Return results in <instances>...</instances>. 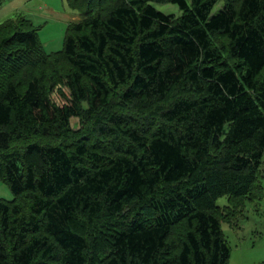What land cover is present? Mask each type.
<instances>
[{
    "label": "trees",
    "instance_id": "trees-1",
    "mask_svg": "<svg viewBox=\"0 0 264 264\" xmlns=\"http://www.w3.org/2000/svg\"><path fill=\"white\" fill-rule=\"evenodd\" d=\"M152 1L67 0L50 54L0 23V264H228L221 223L264 201V0Z\"/></svg>",
    "mask_w": 264,
    "mask_h": 264
},
{
    "label": "rangeland",
    "instance_id": "rangeland-1",
    "mask_svg": "<svg viewBox=\"0 0 264 264\" xmlns=\"http://www.w3.org/2000/svg\"><path fill=\"white\" fill-rule=\"evenodd\" d=\"M12 1L14 0H6L4 5L0 6V23L10 18L13 19L17 15L24 16L34 28L38 29V39L46 54L62 51L66 27L69 23L81 20L79 13L68 6L67 0H22L20 4L14 7L11 6ZM151 4L166 15L175 17L181 15L179 8L169 2L157 0L152 1ZM223 6V1L218 2L213 8L212 14L221 10ZM74 16H78L79 19H73ZM52 93L51 98L57 105L62 106L69 103L65 98L69 97V91L64 85H54ZM113 102L115 103L116 99ZM86 107L84 105V108ZM125 116L131 117L129 119L136 117L129 114ZM70 126L73 130H79L83 127L78 118L71 119ZM91 127L93 129L92 124L89 129ZM83 135L87 137L88 134L84 133ZM259 171L261 175H264V159ZM13 198L14 195L8 185L0 180V199L12 201ZM216 203L219 207H224L227 205V199L220 197ZM263 206V200L246 202L237 219V227L226 222L221 223L223 236L230 247L228 264H264Z\"/></svg>",
    "mask_w": 264,
    "mask_h": 264
},
{
    "label": "crops",
    "instance_id": "crops-1",
    "mask_svg": "<svg viewBox=\"0 0 264 264\" xmlns=\"http://www.w3.org/2000/svg\"><path fill=\"white\" fill-rule=\"evenodd\" d=\"M21 2H22V0H20V1L19 0H14V1H12V3H11L12 5L11 6L14 7V6L20 4ZM73 19H77L78 20L79 18H78V16L77 17L74 16Z\"/></svg>",
    "mask_w": 264,
    "mask_h": 264
},
{
    "label": "bare ground",
    "instance_id": "bare-ground-1",
    "mask_svg": "<svg viewBox=\"0 0 264 264\" xmlns=\"http://www.w3.org/2000/svg\"><path fill=\"white\" fill-rule=\"evenodd\" d=\"M14 10V9H13ZM11 19H9V21H10ZM8 23V22H7ZM70 24V23H69ZM65 31H66V29H65ZM61 51V50H60ZM4 183H5V181H4Z\"/></svg>",
    "mask_w": 264,
    "mask_h": 264
}]
</instances>
